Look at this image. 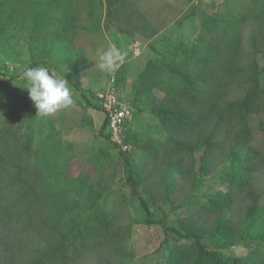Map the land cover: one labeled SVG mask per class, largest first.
I'll use <instances>...</instances> for the list:
<instances>
[{"label":"trees","instance_id":"trees-1","mask_svg":"<svg viewBox=\"0 0 264 264\" xmlns=\"http://www.w3.org/2000/svg\"><path fill=\"white\" fill-rule=\"evenodd\" d=\"M31 1L33 5L38 3L37 16L43 19V25L48 21L59 28L53 31L54 37L74 29L63 28L62 22L75 16L72 7L76 0ZM31 1H25L26 8L32 7ZM89 1L88 8H92L93 0ZM114 1L107 0L108 6ZM201 1L186 17L199 23L198 36L149 60L132 84L137 114L149 109L159 132L166 137L159 142L141 141L138 134L127 131L132 150L119 151L127 163L132 193L144 212L143 222L149 227L161 226L167 240L174 241L168 264H264V193L254 189L259 170L255 160L264 157L251 147L250 127L253 115L264 114V67L257 58L242 66L245 19L222 18ZM261 4L264 15V1ZM121 71L123 74L115 75V85L126 74V67ZM241 86L247 87L245 96L229 100V91ZM76 89L88 107L101 109L92 101L96 94L85 92L79 85ZM131 124L127 121L126 127ZM106 128L107 117L100 134L110 140ZM135 147L148 154L146 163L128 157ZM10 149L0 148V223L16 219L26 222L25 228L33 231L35 247L28 261L21 264H83L103 257L106 264H125L130 226L124 227L93 199L90 179H69L68 187L42 197L28 166L24 167L20 155ZM219 164L226 190L211 192L200 203L197 191L204 178L214 176ZM186 191L190 194L185 195ZM159 197L174 205L171 212L186 210L188 214L173 224L170 214L155 218L152 206ZM245 199L249 205L243 204ZM233 247L246 248L247 255H227L225 252Z\"/></svg>","mask_w":264,"mask_h":264},{"label":"rangeland","instance_id":"rangeland-1","mask_svg":"<svg viewBox=\"0 0 264 264\" xmlns=\"http://www.w3.org/2000/svg\"><path fill=\"white\" fill-rule=\"evenodd\" d=\"M25 1L27 0H0V131L3 130L0 148L5 150L10 146V152L20 155L19 162L24 167L28 166L29 174L33 175L42 197L56 195L55 189L71 184L69 179L79 176L90 179L93 184V199H97L96 202L103 206L105 212L114 215L124 227L130 226L132 235L125 245L124 263L168 264L169 248L174 241L167 240L161 226L149 227L143 222L144 212L139 199L132 193L125 157L110 140L100 134L106 114L96 106L88 107L81 92L76 89L79 85L85 92L98 93L92 87L94 80L104 82L107 71L97 67L99 58L95 57L112 47L106 43L101 31H86L92 27L87 25L90 19L84 9L86 0L76 1L74 4V13L81 19V28L76 29L77 34L72 37V42L70 33L65 30L60 36L54 37L53 31L59 28H55L50 22L47 27H43V19L37 16V2L33 5L30 0L32 7L23 10L27 7ZM263 1H201L222 18L228 16L245 19L242 22L245 56L242 66H247L253 58H257L260 67H264V15H261ZM197 2L198 0H129L126 3L125 13L129 15V22L123 27L125 17L121 18V26L117 31L124 29L125 33H121L124 39L132 37L142 45H139L137 55L134 44L126 45L117 41L115 47L121 52V59L116 70L110 73V78L115 84L116 73L123 74L121 69L126 67V74L115 86L121 99L133 108L132 124L127 126V131L138 134L141 141L153 139L159 142L166 135L162 136L163 133L159 132L158 123L149 109H142L137 114L132 84L146 69L149 60L160 57L169 47L173 48L181 41L190 42L198 36L199 23L186 19L196 8ZM94 7H98L96 2ZM15 11H19L18 14ZM96 13L98 16L99 12ZM149 20L151 23H148ZM19 24L27 26L19 27ZM153 36L155 37L151 38ZM93 45L92 50H87L89 52L81 51L82 47L92 48ZM31 65L46 67L58 78L67 79L74 103L53 114L38 115L28 91L23 89L26 86L23 72ZM261 80L264 84V70ZM246 92L245 86L233 87L228 99L243 98ZM92 101L94 105L97 104L96 100ZM263 125L264 114L251 117V147L264 157ZM104 132H108V128ZM157 142L154 146H157ZM128 157L146 163L148 154L135 147ZM255 161L259 170L254 189L258 193H264V159ZM148 163L152 164L153 161ZM219 167L220 164L216 167L218 170L214 176L204 178L197 191L200 203L205 202L211 192L226 190L227 185L223 184L220 177L222 167ZM180 182L179 180V184ZM196 185L199 186V181H196ZM47 187L50 188L49 191H45ZM187 194L190 192L186 191L185 195ZM159 198L156 205L152 206L155 218L162 219L170 214L169 222L173 224L179 217L188 214L186 210L171 212L174 205ZM262 202L264 204V199ZM243 204L249 205L250 201L245 199ZM2 217L3 214H0V218ZM25 224L26 222L19 223L16 219L11 223H7L6 219L0 223V264H21L28 261L30 250L35 247V239L32 237L33 231L26 229ZM225 253L241 258L247 255V249L233 247ZM105 260L104 257L94 258L83 264H106Z\"/></svg>","mask_w":264,"mask_h":264},{"label":"clouds","instance_id":"clouds-1","mask_svg":"<svg viewBox=\"0 0 264 264\" xmlns=\"http://www.w3.org/2000/svg\"><path fill=\"white\" fill-rule=\"evenodd\" d=\"M121 52L112 47L99 54L98 67L102 71L112 72L118 67ZM30 100L37 114L47 116L74 103L73 94L67 79L58 78L46 67H29L23 72Z\"/></svg>","mask_w":264,"mask_h":264},{"label":"crops","instance_id":"crops-1","mask_svg":"<svg viewBox=\"0 0 264 264\" xmlns=\"http://www.w3.org/2000/svg\"><path fill=\"white\" fill-rule=\"evenodd\" d=\"M76 1H80L81 2V0H76ZM127 1H129V0H115L114 3L111 6L110 5L108 6L107 0H93L92 1V8H88V4H89L90 1L86 0V2L84 4V9L88 13L89 19H90L89 24H87V25H91L92 26L90 28H87L86 31L87 32H91V33L96 32V31H98V32L101 31L103 37L106 40V43H108V45L110 47L116 48L115 44H118L117 41L124 42V44H126V45L128 43L129 44L130 43L134 44V47H136L138 45H141L140 42L134 41V39L132 37L124 39L123 35L121 34V33H125L123 31L124 29H122V31H119V32L117 31L120 28V26H121V24H120L121 18L125 17V19L123 20L124 22H122L123 27H125L126 24L128 25V22H129V15H127L125 13V10L127 8L126 7ZM95 2L98 5L97 8L94 7L95 6ZM74 4H73V6H75ZM18 8H19V6H18ZM27 9L28 8L23 9V10H27ZM23 10H21V11H23ZM72 12L74 13V7H72ZM96 12H99L98 16H96V14H97ZM110 12H112L113 15H111ZM74 15H75V13H74ZM80 20H81L80 17H77L75 15L74 17H70L68 20H65V21L62 22L63 28H65V26H70V27L74 28V29H72V31H70V34H69L71 36L70 37V41L71 42L73 40L72 37L77 34L76 29L79 30L81 28L80 24H79ZM44 23L45 24L43 26H45V27L48 26V24H49V22H47V21H45ZM148 23H151L150 20H149ZM17 26L22 27V26H27V25L19 24ZM106 27H107V30H105ZM154 37L155 36H153L151 38H154ZM150 39H148V40H150ZM93 48H94V45H93L92 48L89 47V46H86L85 49H84V47H82L81 51L85 50V52H86L87 50H92ZM87 52H89V51H87ZM95 58H99V57H95ZM97 67H98V65H97ZM110 73L112 74L113 71L112 72H107L105 81L102 82V83L101 82L100 83L97 82L98 81L97 79L94 80V83H93L92 87H95L97 92L102 91V90H104L107 87L109 81L111 80V78H110L111 74ZM111 77H113V76H111ZM100 84H101V86H100ZM102 87H104V88H102Z\"/></svg>","mask_w":264,"mask_h":264},{"label":"built area","instance_id":"built-area-1","mask_svg":"<svg viewBox=\"0 0 264 264\" xmlns=\"http://www.w3.org/2000/svg\"><path fill=\"white\" fill-rule=\"evenodd\" d=\"M139 45L135 53L139 55ZM96 101L106 114L108 120V133L111 143L125 153L131 152L132 145L127 139L126 122L133 118V108L119 96L114 81L103 91L96 94Z\"/></svg>","mask_w":264,"mask_h":264}]
</instances>
